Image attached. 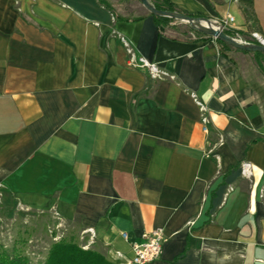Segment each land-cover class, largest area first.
Wrapping results in <instances>:
<instances>
[{"label": "crops", "instance_id": "obj_1", "mask_svg": "<svg viewBox=\"0 0 264 264\" xmlns=\"http://www.w3.org/2000/svg\"><path fill=\"white\" fill-rule=\"evenodd\" d=\"M168 1L264 40V0H251L253 24L238 0ZM140 15L115 21L97 0H0V208L77 223L119 264L156 228L165 242L147 264H264L258 94L214 39H174Z\"/></svg>", "mask_w": 264, "mask_h": 264}, {"label": "rangeland", "instance_id": "obj_2", "mask_svg": "<svg viewBox=\"0 0 264 264\" xmlns=\"http://www.w3.org/2000/svg\"><path fill=\"white\" fill-rule=\"evenodd\" d=\"M114 7L119 8L125 15L132 13L140 15L147 12L137 0H122L117 4V0H108ZM177 31H187L190 29L188 24L179 21L175 22ZM167 31L170 29L166 28ZM171 36L178 37V33L169 32ZM184 38V37H182ZM193 39V36H190ZM234 39L243 43L252 44V39L256 40L249 34L233 35ZM229 55L238 63L250 83L264 89V59L260 60L258 66L252 53H242L235 51L234 48ZM259 101L264 113V99L259 95ZM72 236L79 244L82 250H94L106 257L112 264H119L114 255L108 250L98 246L93 237L86 229H82L77 223L64 222L52 214L41 216L39 213L27 211H12L0 208V242L9 248L14 242L20 239H26V244L22 246L24 252L30 258L31 263H38L43 260L48 248L61 237ZM20 245V244H18Z\"/></svg>", "mask_w": 264, "mask_h": 264}, {"label": "trees", "instance_id": "obj_3", "mask_svg": "<svg viewBox=\"0 0 264 264\" xmlns=\"http://www.w3.org/2000/svg\"><path fill=\"white\" fill-rule=\"evenodd\" d=\"M122 0H117V4L122 3ZM155 9L161 11L169 12H178L177 8L172 5L168 0H147ZM242 3L241 12L246 22L255 23V20L252 16L251 11V0H238ZM98 4L106 9L114 18V20H123V21H138L144 17V15H133L132 13L121 16L119 8L114 7V5L108 0H97ZM182 14V13H181ZM152 16L154 23L160 33L166 34V28L170 29L169 31H174L178 33V37H172L174 39H190V36L196 38V40H201L207 38L204 34L200 32L193 31L191 28L187 31H177L176 30V20L156 16L148 13ZM186 15V14H184ZM190 17L202 18L197 15H188ZM248 33H259V30L253 25L248 27ZM224 33L230 37L239 33H234L229 30H224ZM184 37V38H182ZM209 38V37H208ZM218 44L220 53L228 56L229 53L233 50L231 46L214 39ZM252 44H258L256 40L252 39ZM239 51L242 53H249L245 51ZM253 58L256 60L257 65H260V60L264 59V53L254 52L252 53ZM256 93L264 99V89H260L255 84H251ZM41 216H47L48 214L40 213ZM20 244V245H18ZM26 244V239H20L19 241L14 242L9 248H6L0 242V264H112L106 259L105 256L98 253L94 250H82L79 244L74 240L72 236L70 237H61L55 243H52L48 248L42 261L38 263H31L30 258L24 252L22 246Z\"/></svg>", "mask_w": 264, "mask_h": 264}, {"label": "built area", "instance_id": "obj_4", "mask_svg": "<svg viewBox=\"0 0 264 264\" xmlns=\"http://www.w3.org/2000/svg\"><path fill=\"white\" fill-rule=\"evenodd\" d=\"M218 26H221L223 30H229L230 23L233 22V18L231 16H227L223 21H213ZM255 39H260L259 35L256 33L251 34ZM127 46V45H126ZM130 60L134 63V57L130 50ZM145 66L150 69L151 76L153 78L158 77L159 74L156 71L154 65H150L144 61H140L139 66ZM137 65V64H134ZM194 101L199 107L201 113V123L204 132L208 130V118L206 116L207 108L204 103L198 101L194 98ZM242 176L249 177L251 174V166L248 163H243L240 167ZM92 236L91 230H86ZM123 239L128 241L127 234H122ZM165 242L164 232L161 228H156L148 233H143L140 236L139 241H129L130 248L133 253V256L129 260H124L122 264H147L157 260L162 251V245ZM116 260H121L122 256L119 253H113Z\"/></svg>", "mask_w": 264, "mask_h": 264}, {"label": "water", "instance_id": "obj_5", "mask_svg": "<svg viewBox=\"0 0 264 264\" xmlns=\"http://www.w3.org/2000/svg\"><path fill=\"white\" fill-rule=\"evenodd\" d=\"M137 1L143 6V8L148 13L152 15L166 17L182 23H186L193 31L200 32L206 37L222 41L223 43L231 46L234 49L249 53H264V40L262 39H256L258 44L249 45L226 35L221 26H218L216 23L209 19L190 17L188 15H184L178 12L161 11L155 9L147 0ZM212 23L215 24V27L212 26Z\"/></svg>", "mask_w": 264, "mask_h": 264}, {"label": "bare ground", "instance_id": "obj_6", "mask_svg": "<svg viewBox=\"0 0 264 264\" xmlns=\"http://www.w3.org/2000/svg\"><path fill=\"white\" fill-rule=\"evenodd\" d=\"M212 26H213V27H215V24H214V23H212Z\"/></svg>", "mask_w": 264, "mask_h": 264}]
</instances>
